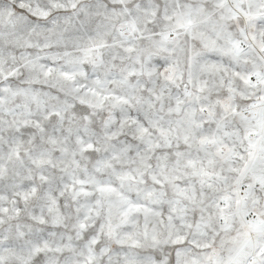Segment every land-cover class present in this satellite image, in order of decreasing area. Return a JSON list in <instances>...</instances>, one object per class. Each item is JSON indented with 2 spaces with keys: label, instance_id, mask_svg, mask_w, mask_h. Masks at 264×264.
Instances as JSON below:
<instances>
[{
  "label": "snow or ice",
  "instance_id": "obj_1",
  "mask_svg": "<svg viewBox=\"0 0 264 264\" xmlns=\"http://www.w3.org/2000/svg\"><path fill=\"white\" fill-rule=\"evenodd\" d=\"M0 264H264V0H0Z\"/></svg>",
  "mask_w": 264,
  "mask_h": 264
}]
</instances>
